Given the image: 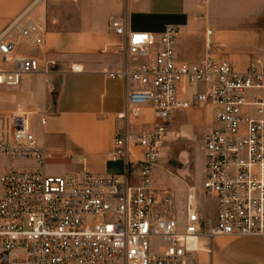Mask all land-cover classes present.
Returning <instances> with one entry per match:
<instances>
[{
  "label": "built area",
  "instance_id": "2783aa9c",
  "mask_svg": "<svg viewBox=\"0 0 264 264\" xmlns=\"http://www.w3.org/2000/svg\"><path fill=\"white\" fill-rule=\"evenodd\" d=\"M110 28L127 42L124 66L107 73L124 82L125 107L106 158L123 169L52 176L31 113H0V156L11 163L0 176V264H209L204 257L217 237H264V58L238 70L207 39L205 57L189 63L178 57L176 26L159 37L130 30L125 18ZM15 35L33 46L44 39L29 18L0 36V60L11 65L0 69L3 88L40 73L37 59L18 55ZM55 65L45 62L47 71ZM144 108L151 121H140ZM189 110L211 113L213 125L199 139L204 177L186 183L181 227L176 194L155 187L153 173L181 138L173 116ZM36 116L46 125L45 113Z\"/></svg>",
  "mask_w": 264,
  "mask_h": 264
},
{
  "label": "crops",
  "instance_id": "0c3cea01",
  "mask_svg": "<svg viewBox=\"0 0 264 264\" xmlns=\"http://www.w3.org/2000/svg\"><path fill=\"white\" fill-rule=\"evenodd\" d=\"M24 18L40 26L44 39L33 46L15 35L17 53L37 59L40 73L23 76L16 88L0 87V113L20 108L31 113V130L49 150L47 172L52 176L84 169L108 175L123 169L122 161L106 158L125 107L124 82L107 74L121 70L126 62L122 48L127 40L111 31L112 20L125 18L130 30L156 37L167 26L178 27V57L189 63L205 57L207 39L214 52L238 70L264 58V0H0V36ZM46 61L56 65L47 71ZM75 65L82 70L72 71ZM4 68L11 65L0 60ZM38 112L46 114V125L40 124ZM180 116H205L206 126L197 139L213 125L205 110L176 113L171 129L181 138L166 149L187 135L177 122ZM151 119V109L144 108L140 121ZM159 172L177 177L159 163L153 173L158 188L168 182ZM204 259L209 264H264V237H217L212 254Z\"/></svg>",
  "mask_w": 264,
  "mask_h": 264
},
{
  "label": "rangeland",
  "instance_id": "374dc122",
  "mask_svg": "<svg viewBox=\"0 0 264 264\" xmlns=\"http://www.w3.org/2000/svg\"><path fill=\"white\" fill-rule=\"evenodd\" d=\"M180 129L187 135L182 137L181 143H173L171 148H165L162 152L159 163L169 169L170 174L177 177L164 175L159 172L158 176L164 181V177L168 178V182L160 187H170L177 196L178 212L180 226L185 223L184 204L186 200V183L190 186H197L203 180V163L204 156L200 149L198 136L205 128V116H197L195 118L180 116L177 119ZM185 152L186 154H182ZM11 163L6 157L0 156V176L4 171L10 168ZM199 209H202V200L199 201Z\"/></svg>",
  "mask_w": 264,
  "mask_h": 264
}]
</instances>
